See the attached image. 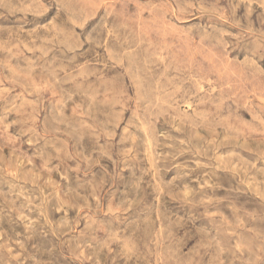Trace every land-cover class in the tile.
Here are the masks:
<instances>
[{"label": "rangeland", "instance_id": "374dc122", "mask_svg": "<svg viewBox=\"0 0 264 264\" xmlns=\"http://www.w3.org/2000/svg\"><path fill=\"white\" fill-rule=\"evenodd\" d=\"M0 264H264V0H0Z\"/></svg>", "mask_w": 264, "mask_h": 264}]
</instances>
